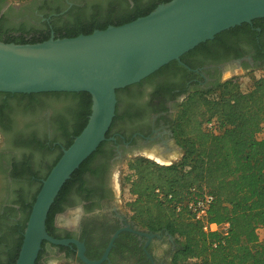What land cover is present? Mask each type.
Here are the masks:
<instances>
[{"label": "flooded vegetation", "instance_id": "obj_1", "mask_svg": "<svg viewBox=\"0 0 264 264\" xmlns=\"http://www.w3.org/2000/svg\"><path fill=\"white\" fill-rule=\"evenodd\" d=\"M120 1L28 0L14 4L0 0V19L5 16L8 22L37 26L48 22L53 29L54 21ZM125 2L132 5L134 0ZM247 23L249 27L242 23L219 32L183 54L180 60L169 62L158 73L157 70L119 93L120 116L110 129L106 145L83 172L81 182L63 203V210L55 214L58 235L70 233L69 238L84 242L86 255L89 252L92 260H99L118 234L108 258L101 264H171L175 238L165 231L148 230L135 221L123 198L122 166L139 153L155 151L173 157L182 151L174 135L173 120L178 106L190 93L264 70V17ZM59 120L56 107L44 96L0 92L2 258L13 240L10 228L21 217L22 199L32 200L68 142L66 134L57 131ZM40 143L45 144L43 149L38 147ZM69 215L73 216L71 221L64 218ZM136 245L144 251L145 258L142 253H134ZM74 246L61 248L47 242L41 264H48V258L54 256L80 263Z\"/></svg>", "mask_w": 264, "mask_h": 264}, {"label": "trees", "instance_id": "obj_2", "mask_svg": "<svg viewBox=\"0 0 264 264\" xmlns=\"http://www.w3.org/2000/svg\"><path fill=\"white\" fill-rule=\"evenodd\" d=\"M168 1L134 0L131 5L122 0L108 4L104 9L54 21L53 29L48 22L39 28L28 22L10 25L12 22L3 16L0 19V40L22 44L42 42L52 35L64 38L88 34L96 29L135 20ZM247 25L250 26L249 23L242 24ZM251 77L252 82L247 89H243L240 78L234 77L218 83L214 88L196 90L181 102L173 120L174 135L183 150L178 161L162 165L138 156L127 162L129 173L123 183L128 186L131 195L126 203L128 211L142 227L153 232L165 231L175 238L177 245L171 264H264V240L259 236V230L264 229V136L258 137L264 129V76ZM129 87L118 89L117 98L121 91ZM22 95L44 96L56 107L60 118L57 127L68 137L65 148L84 129L92 110V96L85 91ZM119 116L117 103L113 124ZM210 123L212 126L208 127ZM105 145L106 141L102 142L61 189L47 219V231L53 237L71 236L70 233L67 236L57 234L55 214L63 210V203L70 192L81 182L83 172L90 168L92 160ZM38 147L43 149L45 144L40 143ZM63 152L57 156L43 180ZM42 182L32 200L22 199L21 217L10 228L13 240L6 256L0 257V264H15ZM157 189L163 193L162 198ZM203 193H211L215 197L209 221L229 222L228 234L205 231L202 222L194 218L187 204ZM46 243L43 242L36 264H41ZM133 251L142 253L145 258L138 245ZM87 256L92 258L89 252ZM76 260L80 263L75 264H83L79 257ZM61 264L73 263L65 261Z\"/></svg>", "mask_w": 264, "mask_h": 264}, {"label": "water", "instance_id": "obj_3", "mask_svg": "<svg viewBox=\"0 0 264 264\" xmlns=\"http://www.w3.org/2000/svg\"><path fill=\"white\" fill-rule=\"evenodd\" d=\"M261 17L264 0H170L135 20L88 34L64 38L52 35L42 42L22 44L0 40V92L85 91L93 101L86 126L42 182L15 264H36L44 241L57 246L76 245L78 257L85 264H101L108 258L118 234L103 257L92 260L79 239L50 235L47 219L65 183L107 140L116 116L117 90L180 60L219 32ZM175 157L166 158L170 159L168 163L153 160L170 165L176 162Z\"/></svg>", "mask_w": 264, "mask_h": 264}, {"label": "built area", "instance_id": "obj_4", "mask_svg": "<svg viewBox=\"0 0 264 264\" xmlns=\"http://www.w3.org/2000/svg\"><path fill=\"white\" fill-rule=\"evenodd\" d=\"M212 124L210 123L208 127H211ZM264 136V129L261 131ZM159 196L162 198L163 193L160 192L159 189L156 190ZM215 200V197L211 193H203L200 196L194 197L190 200L187 204L188 208L192 211L194 218L203 224V228L205 231H220L225 235L228 234V230L230 227L229 222L224 223H217V222H210L209 221V212L211 206Z\"/></svg>", "mask_w": 264, "mask_h": 264}, {"label": "rangeland", "instance_id": "obj_5", "mask_svg": "<svg viewBox=\"0 0 264 264\" xmlns=\"http://www.w3.org/2000/svg\"><path fill=\"white\" fill-rule=\"evenodd\" d=\"M10 2H12V3H14V4H19V3H23V2H26V1H28V0H9ZM29 23V22H28ZM31 24V23H30ZM10 25H18L17 23H12V24H10ZM33 25V24H32ZM43 24H41V25H39V26H37V25H34V26H36V27H41ZM252 75H254V76H256V77H260V76H264V70H262V69H260V70H257L254 74H252ZM252 75H249V76H244V75H241V77H238V78H240V82H241V84H242V87H243V89H247V88H249L250 87V85H251V82H252ZM57 131L58 132H60V133H64L63 131H60L59 129H58V127H57ZM65 134V133H64ZM67 137V136H66ZM258 137H263V133L262 132H260L259 134H258ZM182 153H183V150L182 151H180L178 154H176V157H175V159H176V161H178L182 156ZM139 156H143V157H146V158H149L148 157V155L146 154V153H139ZM174 156V155H173ZM150 159V158H149ZM129 160V159H128ZM128 160L126 161V162H128ZM151 160H153V159H151ZM120 169V168H119ZM129 173V171H128V169H127V163H125L123 166H122V176H121V181H122V183H123V180H124V178H125V176L127 175ZM123 198L124 199H126V201L127 200H129L130 198H131V195L129 194V192H128V186L127 185H125L124 183H123ZM74 210V209H73ZM73 210H71V211H73ZM65 219H67L68 221H71L72 219H73V216L72 215H69V216H67V218L66 217H64ZM259 236H260V238H261V240H264V229L262 230H259ZM50 260H54L55 262H56V264L57 263H59V264H61V263H63V262H65V261H63V260H60L59 258H57V257H49L48 258V262L50 261ZM63 261V262H62ZM73 264H75L76 262L75 261H73L72 262Z\"/></svg>", "mask_w": 264, "mask_h": 264}, {"label": "bare ground", "instance_id": "obj_6", "mask_svg": "<svg viewBox=\"0 0 264 264\" xmlns=\"http://www.w3.org/2000/svg\"><path fill=\"white\" fill-rule=\"evenodd\" d=\"M149 158L152 159H156L160 162H164V163H168L170 161V159H166L164 158V156L159 155L158 153H156L155 151H153L152 153H147ZM172 157V156H171ZM171 157H167V158H171ZM67 218V217H66ZM68 222V221H67Z\"/></svg>", "mask_w": 264, "mask_h": 264}, {"label": "clouds", "instance_id": "obj_7", "mask_svg": "<svg viewBox=\"0 0 264 264\" xmlns=\"http://www.w3.org/2000/svg\"><path fill=\"white\" fill-rule=\"evenodd\" d=\"M79 209H77V213H79ZM48 264H56V262L54 261V260H50L49 262H48Z\"/></svg>", "mask_w": 264, "mask_h": 264}, {"label": "crops", "instance_id": "obj_8", "mask_svg": "<svg viewBox=\"0 0 264 264\" xmlns=\"http://www.w3.org/2000/svg\"><path fill=\"white\" fill-rule=\"evenodd\" d=\"M263 230V229H262Z\"/></svg>", "mask_w": 264, "mask_h": 264}]
</instances>
